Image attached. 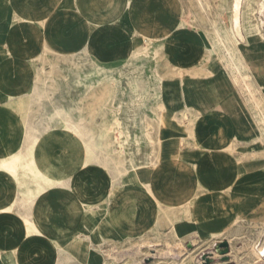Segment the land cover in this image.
Returning <instances> with one entry per match:
<instances>
[{
    "label": "crops",
    "instance_id": "0c3cea01",
    "mask_svg": "<svg viewBox=\"0 0 264 264\" xmlns=\"http://www.w3.org/2000/svg\"><path fill=\"white\" fill-rule=\"evenodd\" d=\"M68 1L0 0V160L28 150L25 132L41 129L33 152L51 181L30 200L26 190L36 185L20 186L0 167V208L14 203L13 211H0V264L12 248L19 264H56L50 247L74 253L76 264H131L114 258L117 248L142 237L222 235L245 208L256 212L264 204V39L234 42L246 64L237 71L228 63L229 42L184 20L179 0ZM56 12L60 31L51 36ZM135 37L161 48L166 71L154 149L118 170L98 142L109 133L79 135L53 124L50 102L38 116L30 110L40 92V61L51 50L67 57L88 49L93 59L112 61ZM86 141L95 146L90 156ZM25 220L39 230L27 234Z\"/></svg>",
    "mask_w": 264,
    "mask_h": 264
},
{
    "label": "rangeland",
    "instance_id": "374dc122",
    "mask_svg": "<svg viewBox=\"0 0 264 264\" xmlns=\"http://www.w3.org/2000/svg\"><path fill=\"white\" fill-rule=\"evenodd\" d=\"M261 1L242 0L241 39L250 35L264 39V7L261 8ZM179 2L184 7V20L210 32L216 41L225 39L229 42L226 52L232 58L228 61L231 68L237 71L246 69L234 45L240 38L232 28L233 0ZM58 17V12L52 16L51 36L59 35ZM134 39L136 43L130 48L121 46L124 52L118 53L112 61L93 59L88 49L67 57L51 50L49 59L40 61L37 81L40 92L35 97V107L30 110L31 116H38L43 111L41 105L50 102L51 108L45 110H50L47 118L50 116L53 124L63 123L64 127L79 135L81 131L109 133V139H99L98 142L104 156L108 154L109 161L114 162L118 170L133 166L139 161V156L154 149L158 86L166 71L161 48L155 47L151 40L139 43L137 37ZM243 83L252 101H259L258 106L261 107L262 102L256 98L249 77H245ZM42 132L38 128L31 131L39 143ZM86 143L90 156L95 146L92 148L90 141ZM0 167L12 174L20 186H25L28 180L36 185L26 190V197L35 198L51 184L41 170H33L28 163L20 165L13 161L11 152L1 158ZM6 208H14V203ZM256 209L252 213L250 208H245L243 218L235 220L222 235L186 240L142 237L117 248L113 255L116 260L131 264H264V204H258ZM222 241L229 244L227 258L216 251L217 244ZM61 249L50 247V260L56 264H76L74 253L65 257ZM5 259L6 264H14L11 249Z\"/></svg>",
    "mask_w": 264,
    "mask_h": 264
},
{
    "label": "bare ground",
    "instance_id": "6f19581e",
    "mask_svg": "<svg viewBox=\"0 0 264 264\" xmlns=\"http://www.w3.org/2000/svg\"><path fill=\"white\" fill-rule=\"evenodd\" d=\"M202 1V0H201ZM201 3V2H200ZM201 6H203V5H201ZM264 7V0L263 1H261V8H263ZM260 9V8H259ZM241 11H242V0H233V2H232V28H233V31H234V33H235V35L236 36H239V38L242 36V34H241V26L243 25H241ZM263 11V10H262ZM261 12V11H260ZM262 13V12H261ZM242 14H244V13H242ZM247 15V14H246ZM245 15V16H246ZM248 16V15H247ZM243 17V16H242ZM244 20V19H243ZM246 20V19H245ZM244 20V21H245ZM243 21V22H244ZM247 22V21H246ZM245 23V22H244ZM246 24V23H245ZM249 25V24H248ZM256 27H254V29H255ZM230 34V33H229ZM26 104V103H25ZM29 107V106H28ZM29 109V108H28ZM21 110V109H20ZM24 111V110H23ZM27 111H29V110H27ZM23 114H25V113H23ZM22 114V115H23ZM19 115H21V114H19ZM27 120V119H26ZM24 122H26L25 120H24ZM26 125V124H25ZM25 125H23V129H24V127H25ZM26 128V127H25ZM25 130V129H24ZM27 130V129H26ZM222 131V130H221ZM222 133V132H221ZM25 136L27 137V139H30L29 140V145H28V143H27V145H28V150H26L25 152H19L17 155H15L14 156V154L11 152V155L13 156V161H15V162H17L18 164H20V165H23V164H25V163H28V165L31 167V168H33V170L34 169H37V170H40V168L38 167V163H37V160H36V157L34 156V152H32L31 151V149L33 150V148H34V146H36L39 142H37V137L35 136V135H33V134H31V131H30V133H27L26 134V132H25ZM25 137V138H26ZM26 142V141H25ZM25 142H24V145H25ZM22 147V146H21ZM25 147V146H24ZM202 149V148H201ZM181 154V153H180ZM177 155V154H176ZM28 156H30L29 158H28ZM203 163V162H202ZM200 165V164H199ZM210 165V164H209ZM225 170H226V168H225ZM223 171V170H222ZM225 176V175H224ZM227 176V175H226ZM233 176V175H232ZM225 179V178H224ZM226 179H228V178H226ZM65 185V184H64ZM63 185V186H64ZM65 186H67V185H65ZM66 188H68V187H66ZM30 198V200H31V197H29ZM29 200V199H28ZM31 202V201H30ZM22 203H23V201H22ZM32 203V202H31ZM33 203H34V201H33ZM23 205H26V204H24L23 203ZM30 205V204H29ZM34 205V204H33ZM86 205V204H85ZM31 206V205H30ZM77 206V205H76ZM21 207H22V205H21ZM24 207V206H23ZM26 207V206H25ZM31 207H33V206H31ZM78 207V206H77ZM83 207H84V205H83ZM28 209V208H27ZM80 209V208H79ZM2 210H4V211H13L14 210V208H12V209H8V208H0V211H2ZM28 212V211H27ZM29 213V212H28ZM17 214V213H16ZM18 215V214H17ZM20 215H21V213H20ZM26 217V216H25ZM28 217H30V216H28ZM32 218V217H31ZM23 219V218H22ZM24 219H26V218H24ZM29 219V218H28ZM24 221V220H23ZM25 232L27 233V234H31V233H33V232H36V231H38L39 230V228H38V226L36 225V223H34V221H29V220H25ZM87 227V226H86ZM27 236V235H26ZM12 250V252H13V255H14V257H15V259H14V264H19V258H18V256H16V254L14 253V249L12 248L11 249ZM260 253V252H259ZM263 253V252H262ZM49 257H50V252H49ZM68 260V259H67Z\"/></svg>",
    "mask_w": 264,
    "mask_h": 264
},
{
    "label": "water",
    "instance_id": "95a60500",
    "mask_svg": "<svg viewBox=\"0 0 264 264\" xmlns=\"http://www.w3.org/2000/svg\"><path fill=\"white\" fill-rule=\"evenodd\" d=\"M216 251L222 254L224 258H227V253L229 252V244L227 241H222L217 244ZM226 260V259H223Z\"/></svg>",
    "mask_w": 264,
    "mask_h": 264
}]
</instances>
